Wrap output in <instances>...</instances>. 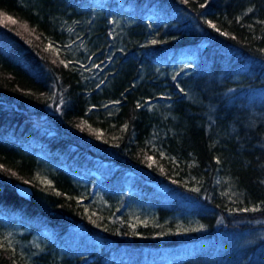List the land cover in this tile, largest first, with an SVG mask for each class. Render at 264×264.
<instances>
[{"label":"trees","instance_id":"16d2710c","mask_svg":"<svg viewBox=\"0 0 264 264\" xmlns=\"http://www.w3.org/2000/svg\"><path fill=\"white\" fill-rule=\"evenodd\" d=\"M6 220L0 264H264V0H0Z\"/></svg>","mask_w":264,"mask_h":264},{"label":"rangeland","instance_id":"374dc122","mask_svg":"<svg viewBox=\"0 0 264 264\" xmlns=\"http://www.w3.org/2000/svg\"><path fill=\"white\" fill-rule=\"evenodd\" d=\"M133 21V14L129 12V10H126L125 12H122L115 15L113 17L114 22V33L115 35H119L123 32L124 28L130 24ZM84 49L81 45L78 43H73L68 48L69 52H73L75 54H78L79 51ZM191 61V60H190ZM187 60V57H183L180 60L176 59H168L164 60L163 62H160L158 67L162 74H165L166 72H169L171 75L175 76L176 78L184 77L188 75L192 69H193V62H190ZM96 63L90 62L88 64H85L86 68V76L89 78V80H93L97 82L101 79L100 72L102 70V67L99 66V68L95 67ZM49 177L46 176L45 180H48ZM30 187L28 185H23L20 187ZM91 192L94 193L97 189L94 186L90 188ZM97 194V193H95ZM91 205L94 206V208L97 210H102L101 205L98 204L97 200H93L91 202ZM140 204L136 205H130L128 211L131 214V217L135 219L137 222L146 223L151 217V210L147 206H142ZM99 212V211H97ZM4 219H1V221ZM0 232L7 238L10 239L11 243L19 247L23 253L27 254L29 257H34L44 249V245L47 242L45 237L40 236L39 234L36 235H28V229L20 228L19 226H13L8 222V220L0 223Z\"/></svg>","mask_w":264,"mask_h":264},{"label":"snow or ice","instance_id":"6c2138e0","mask_svg":"<svg viewBox=\"0 0 264 264\" xmlns=\"http://www.w3.org/2000/svg\"><path fill=\"white\" fill-rule=\"evenodd\" d=\"M182 2H187V0H182ZM202 6H203V5H202ZM7 19H8V20H11L12 23H15V22H16L15 20H12V18H11L10 16L7 17ZM209 23H211V22H209ZM212 27L215 28L216 26L213 24ZM217 31H219V29H217ZM153 43H156V41H153ZM48 47L51 48L52 45L49 44ZM61 63L64 64V61L61 60ZM64 66L67 67L68 64H64ZM95 67L99 68V65H95ZM181 91L183 92V89H181ZM113 103L119 104L120 101H114ZM148 159H149L150 161H153V162H154L153 157H148ZM219 162H220V161L217 160V163H219ZM149 166L151 167V164H150ZM162 170H163V169H161V171H162ZM13 175H15V174L13 173ZM173 182L175 183V181H173ZM24 183H25V184H28L29 182H28V181H24ZM49 183H50V182H49ZM251 210H252V211H255L256 209H251ZM243 211H249V209H243Z\"/></svg>","mask_w":264,"mask_h":264},{"label":"water","instance_id":"95a60500","mask_svg":"<svg viewBox=\"0 0 264 264\" xmlns=\"http://www.w3.org/2000/svg\"><path fill=\"white\" fill-rule=\"evenodd\" d=\"M33 193V190L31 187H20L19 188V194L24 198H30Z\"/></svg>","mask_w":264,"mask_h":264}]
</instances>
